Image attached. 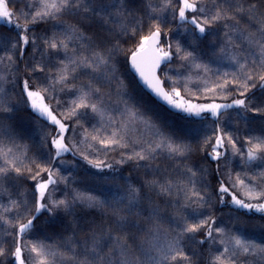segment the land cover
I'll list each match as a JSON object with an SVG mask.
<instances>
[{
	"label": "snow or ice",
	"instance_id": "snow-or-ice-1",
	"mask_svg": "<svg viewBox=\"0 0 264 264\" xmlns=\"http://www.w3.org/2000/svg\"><path fill=\"white\" fill-rule=\"evenodd\" d=\"M0 264H264V0H0Z\"/></svg>",
	"mask_w": 264,
	"mask_h": 264
}]
</instances>
